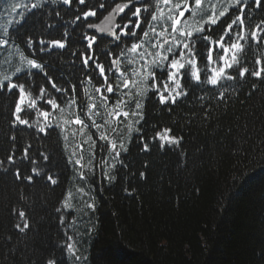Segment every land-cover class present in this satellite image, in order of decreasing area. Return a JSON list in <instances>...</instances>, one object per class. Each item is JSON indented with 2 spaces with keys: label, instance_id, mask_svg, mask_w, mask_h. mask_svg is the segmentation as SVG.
Segmentation results:
<instances>
[{
  "label": "trees",
  "instance_id": "1",
  "mask_svg": "<svg viewBox=\"0 0 264 264\" xmlns=\"http://www.w3.org/2000/svg\"><path fill=\"white\" fill-rule=\"evenodd\" d=\"M120 1L125 0H85V5L78 0L70 5L62 0H37L42 6L36 9L28 2V8L15 20L23 23L13 22L2 30L3 2H15L0 0V36L9 39V44L0 48L20 46L43 65V70H26L10 81L24 83L25 92L30 94L21 105L20 116L31 126L12 123L18 91L7 90L9 81L0 90V264H47L49 260L54 264H264V72L260 77L251 75L264 68V27L258 32L259 41L251 37L256 26L264 22V0L259 7L254 0L234 3L211 31L205 26L204 33L193 35L201 79L192 80L186 66L181 88L186 94L177 97L175 104L171 100L159 102V94L167 96L172 89L167 81V62L163 70L148 68L155 71L154 78L146 82L143 78L142 83L137 79L131 90L122 86L124 79L133 81L139 60L141 64L145 59L151 62L157 52L151 47L156 36L150 33L143 47L133 53L128 49L139 41L132 37L121 36L116 41L87 30L89 23L103 18ZM180 1L169 0V4L173 9ZM186 2L195 7L193 0ZM245 4L246 40L239 41L242 50H235L238 63L226 69L217 85H210V69L223 66L220 57L229 53L225 56L224 49L216 48L209 63V44L197 37L219 39ZM149 6L158 16L156 32L167 28L165 37L171 40L172 23L167 18L176 13L166 9L164 0H150ZM89 9L96 16L85 20L82 13ZM78 15L80 20H76ZM120 22H127L125 15ZM142 29L147 30L144 25ZM238 32L240 28L233 26L225 37L226 47L235 42ZM94 35L93 58L103 64L108 83L114 86L113 94L103 93L108 96L107 104L96 92L103 80L92 61L85 67L81 60L87 51L84 37ZM28 38L35 41L30 46ZM39 39H61L66 46L41 45ZM145 50L142 58L139 54ZM179 51L175 49L177 54ZM117 58L120 63L112 66L110 61ZM245 67L249 72L241 78L239 69ZM117 69L125 76H119ZM44 73L60 92L50 86ZM229 75L233 79H227ZM73 98L75 105L70 104ZM32 99L36 105L30 108ZM48 99L59 107L52 110L45 103ZM118 100L124 102L117 106ZM89 103L96 105L91 117L86 115ZM110 108L113 122L108 128L104 114ZM44 111L50 113L47 118L41 114ZM119 111L135 118L126 151L119 147L115 118ZM77 118L87 127L73 123ZM93 120L100 122L107 136L115 129L110 140L116 142L119 157L109 150L108 141L98 139L101 132L93 129ZM40 126L47 135L39 131ZM165 129L179 138L178 144L160 141L157 133ZM88 137L97 143L87 142ZM23 148H28L27 159L23 158ZM77 160L81 164H76ZM17 168L20 181L14 175ZM105 173L114 179H107ZM28 175L33 176L31 182L24 179ZM48 176L57 183L52 184ZM65 201L71 207H66ZM89 204L95 207L88 208ZM20 211L25 213L23 220ZM25 220L29 227L21 232L15 225L23 227Z\"/></svg>",
  "mask_w": 264,
  "mask_h": 264
},
{
  "label": "snow or ice",
  "instance_id": "2",
  "mask_svg": "<svg viewBox=\"0 0 264 264\" xmlns=\"http://www.w3.org/2000/svg\"><path fill=\"white\" fill-rule=\"evenodd\" d=\"M64 4L70 5L72 3V0H62ZM150 0H127L125 3H115V6L111 9V12L108 14V16L105 17L106 21H111L114 17V15H119V14H125V17L127 18V22L123 24V26L117 24L115 25V28L119 29L120 34L118 35L116 31L108 28L107 26L104 28L100 29V32H110L111 35L115 38L116 41L121 40V36H130L134 40L139 41L138 43H132L131 47L128 49L129 52H137L138 49L142 48L145 39L150 36V33L154 36L157 37L156 42L151 44L152 48L157 49V52L155 56L152 58L151 62L149 63L147 59H145V63L143 65V78L144 81L146 82L150 77L154 78L155 77V71H148L149 67H154V68H159L161 70L164 69L165 62H167V81L172 82L174 87L169 91V95H164L163 93L159 94V102L161 104L167 103L169 100L173 104L176 102V98L179 96H183L186 93L181 90L182 88V80L184 79V72L183 70L186 69V66H188L191 71L189 73L190 78L196 82H199L201 77H200V70L197 67V64L199 63L197 56H196V43L197 41L195 39H192L194 33L189 31V32H184L183 28L178 29V25L181 24V20L185 17L186 13H191V5L187 4L186 2L184 4H176L172 11L176 13L175 17H170L172 19V35L171 40L165 37V32L167 31V28H165L164 31H161L159 33L156 32L155 28V22L158 20L157 14L151 10L149 6ZM78 3L80 5H85V0H78ZM169 0H164V4H168ZM193 3L195 6L199 7L201 5V0H193ZM254 3L257 7L260 6V0H254ZM42 3H33L31 4L32 9H36L38 7H41ZM100 8H104V4L99 5ZM244 7H246V4L242 7L239 8V15L231 21V23H228L226 27L223 30V35L219 37L217 40H213L211 36L204 35L202 37H197V39H203L205 42L209 44V47L207 49V56L206 59L209 63L213 62V56L212 53L216 48H221L224 49L225 56L229 52V50H236V49H241L243 48V45L239 43V41L246 40V37L244 35ZM18 8H23L27 9L28 5L27 4H17L14 6L13 10L15 11ZM182 9V10H181ZM127 10V12H126ZM228 12V9L225 8L223 11L219 12V15L217 16L215 12H213L211 15L207 17V19L204 21V24L207 26V31H211L212 26H215L219 23V20L221 17H224ZM142 13H148L147 16H142ZM18 15H22L21 13H18ZM82 16L85 20L89 16H96V12L94 10L89 9L88 11H85L82 13ZM81 16H77L76 20H80ZM16 23H23V20L21 21H14ZM142 25H144L147 30L142 29ZM233 26H236L240 28V32L236 33L235 35V42H233L230 47L225 46V37L229 36L232 31H233ZM89 28L93 27V25H88ZM264 27V22L261 23V25L256 26V30L251 32V37L259 41V36L258 32H260L261 28ZM205 27L201 26L200 28L196 29L197 33H204L205 32ZM141 32L142 35L138 36L137 33ZM178 34L181 39H176V35ZM160 38H164L163 42H160ZM85 40H87V45H86V54L81 56L82 63L85 67L89 65V61H92V67L97 70L99 73L100 78L103 80V85L101 87L96 88V92L101 94V100L104 104H107L108 102V96L104 95L103 93L106 92L107 94L111 95L114 93V86L111 83H108V75L105 73V68L103 64L97 63L96 60L93 58V43L96 41L97 37L94 36H85ZM35 41H33L31 38H28L26 43L30 46L33 44ZM38 43L43 45L47 43L50 47H57L63 49L66 44L64 40L61 39H52L49 41H45L44 39H39ZM9 44V39L0 36V46H6ZM165 45H168L167 48H165ZM179 48L180 51L177 54L175 52V49ZM40 51H44L43 48L40 49ZM125 53L121 51L119 53L120 56H123ZM169 54H172V58L169 60ZM142 58L145 57L146 55V50L145 52H142L139 54ZM147 55H151L148 53ZM178 57V58H177ZM221 60L224 61V65L219 67L218 69L213 67L210 69L212 75H210L207 78V83L210 85H217L218 81L221 77L225 75V71L227 68L233 67V64L238 63L236 61L235 56L233 55L232 63H228L227 60L225 59L224 56L220 57ZM28 66L30 68L34 69H39L43 70V65L38 63L37 60L31 59L28 60ZM112 66H117L120 61L119 59H112L110 61ZM257 64H260L261 61L257 60ZM19 71V69L17 70ZM111 71V69H110ZM249 72L248 68H241L239 69V76L242 78ZM262 72H264V68L256 71H252L251 75L260 77ZM117 73L119 76H125V73L120 72L117 69ZM45 77L49 80L50 86L55 89L57 92H60L61 89L57 88L55 82L51 81L50 77H47V73H44ZM89 81H91V77H88ZM227 79L231 80L233 79L232 76H227ZM5 80H9V78H5ZM131 83L128 79H124L122 81V86L124 88H127L128 85ZM119 86V85H118ZM153 88H156L157 85L153 84ZM4 88V81H0V90H3ZM165 90H168V84L167 82L164 84ZM13 89H16L19 93L18 99L15 103V109L13 112V125L16 123L20 125H29V121L27 119H21L20 113L23 111L21 105L25 103V97L27 95H30L29 93L25 92V85L24 83H14V82H8L7 84V90L11 92ZM72 92H75V85L72 86L71 88ZM66 91V90H65ZM144 91H147V88L144 89ZM172 92H175V95H172ZM44 94V88L40 89V96L41 98L43 97ZM223 96V93H221V97ZM123 100H118L116 101L117 106L123 103ZM47 105H49L53 110L59 107V105L52 99H48L45 101ZM76 101L73 98L70 101V104L75 105ZM36 105V100L32 99L28 103V107H35ZM141 105L139 103L136 104V108L139 109ZM88 111L86 115L89 117L92 116L93 114V109L96 108L95 103H89L87 105ZM45 118H47L50 113L48 111H44L41 113ZM98 114V113H97ZM138 113H134L133 115H137ZM111 115V113H110ZM123 115L124 117H127L129 114L128 112H116L115 113V118L119 119L120 116ZM142 118V117H141ZM73 123L78 124V125H83L84 127H87V125L84 124V122L77 118L73 121ZM53 125L49 123V127H52ZM92 127L95 128L98 132H101L99 135L98 139L101 141H108L109 143V150L114 153L115 157L120 156V151L117 150V144L114 140H110V138L102 133V125L97 124L95 120L92 121ZM39 131L43 133L44 135H47V130L43 127H39ZM170 129H165L163 133H157V136L159 137L160 141L164 142L166 141L169 144H178L179 143V138L169 135ZM13 140L15 139L14 137L12 138ZM120 148H123L124 145L121 143L119 145ZM161 147H163V143H161ZM126 151V149H124ZM144 150H148V145L144 144ZM23 153V158L27 159L28 158V148H23L22 149ZM8 159L12 162L15 163L13 160L12 156H9ZM43 159L47 160L48 157L44 156ZM76 164H81L80 160L76 161ZM82 166V165H81ZM111 167H115V165H111ZM31 171L33 173H37V170L35 168H32ZM14 175L18 181L21 180V173L20 170L17 168L14 172ZM83 178V174H81ZM105 176L107 179L111 180L114 179V177H109L107 173H105ZM141 176H143V173H141ZM27 181L31 182L33 180L32 175H28L24 177ZM47 179L52 183L56 184L57 181L53 179L51 176H48ZM65 206L66 207H71L70 205L67 204V201H65ZM88 208H94V204H89L87 205ZM59 211V209H57ZM19 217L23 220L25 217V213L23 211H20L18 213ZM16 228H18L21 232H23L26 228L29 227L27 221H24V226L21 227L20 224L15 225ZM68 248L71 249L72 245H68ZM47 264H54V261H47Z\"/></svg>",
  "mask_w": 264,
  "mask_h": 264
},
{
  "label": "rangeland",
  "instance_id": "3",
  "mask_svg": "<svg viewBox=\"0 0 264 264\" xmlns=\"http://www.w3.org/2000/svg\"><path fill=\"white\" fill-rule=\"evenodd\" d=\"M12 2L14 1L15 3H5L3 2L2 5V16H1V29L7 28L10 24H12L16 18H18V13H23L25 9L23 8H18L15 11L13 10L14 6L17 4H27L28 2L31 4L36 3L37 0H11ZM201 0V4H202ZM206 3L201 9H196L197 6L193 7L191 2H186V0L180 1V4H184L185 2L189 5H191V13H186L185 17L181 20V24L178 25L179 28H183L184 32H193L194 34L197 33L196 29L200 28L201 26H206L204 24V21L207 19L209 15H211L213 12L218 16L220 11H223L225 8L229 9L232 7L234 3L240 2V1H246V0H205ZM166 9L172 10L171 5L165 4ZM182 10V9H181ZM228 13V12H227ZM168 16L167 19H169ZM222 18V17H221ZM220 18V19H221ZM170 23H172V19L170 18ZM120 34V31L118 35ZM169 36H172V33L169 32ZM168 38V37H167ZM228 56L225 58L228 63H231V57L235 55V50H229ZM155 56V54L152 56V58ZM32 58L25 52V50L20 47V46H10L9 48L6 49H1L0 48V81L8 82L9 80L11 81L16 75H19L23 73L26 70L29 69H34L30 68L28 66V60H31ZM152 60V59H151ZM224 62V61H223ZM143 65L144 63L141 64L140 60L138 61L137 65V70L133 75V81L128 85V90H131V87L134 88V83L139 79V81L142 83L143 80ZM218 69V67H215ZM19 69V71H17ZM39 70V69H36ZM9 78V80H5V78ZM130 81V80H129ZM170 82V81H169ZM168 82V83H169ZM171 83V88L174 87V85ZM136 90V89H135ZM137 93V90H136ZM130 96L134 97V93L129 92ZM56 102V101H55ZM58 104V103H57ZM102 105L99 106V108ZM53 110V109H52ZM113 109H107L106 113L104 114L105 120L108 122V128H110L112 122H113ZM123 113L122 111H119ZM111 113V115H110ZM129 115L127 117H120L117 119L116 123L118 126V137L121 139V143H123L124 147L122 150L127 149V144L128 142L132 139L133 137V125L135 118L132 116V114L128 113ZM97 124L100 122L96 121ZM95 129V128H93ZM96 130V129H95ZM115 134V129L112 128L110 131V134L108 135L109 138H113ZM87 142H95L97 141L93 138H87ZM92 152V150L90 151ZM94 152V150H93ZM110 167H108L109 169Z\"/></svg>",
  "mask_w": 264,
  "mask_h": 264
},
{
  "label": "water",
  "instance_id": "4",
  "mask_svg": "<svg viewBox=\"0 0 264 264\" xmlns=\"http://www.w3.org/2000/svg\"><path fill=\"white\" fill-rule=\"evenodd\" d=\"M125 2H127V0H125V1H120V2H118V3H125ZM110 12H111V11H110ZM110 12H109V13H110ZM126 12H127V10H126ZM109 13H107V14H106L103 18H101L100 20H98V21H96V22H91V23H89L88 25H93V27L89 28L88 25H87V30H88L89 32H91V33L97 35V36H105V37H108V38H111V39H115V38L111 35L110 32H104V33H102V32H100V29H101V28H104V27L107 26L108 28H110V29L116 31V33H117L119 29L115 28V25H117V24L121 25L120 20H121V18L124 16V14L122 13V14H119V15H114V17H113V19H112L111 21H106V20H105V17L108 16Z\"/></svg>",
  "mask_w": 264,
  "mask_h": 264
}]
</instances>
